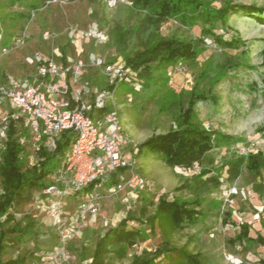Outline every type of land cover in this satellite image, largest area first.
I'll use <instances>...</instances> for the list:
<instances>
[{
  "label": "rangeland",
  "instance_id": "1",
  "mask_svg": "<svg viewBox=\"0 0 264 264\" xmlns=\"http://www.w3.org/2000/svg\"><path fill=\"white\" fill-rule=\"evenodd\" d=\"M207 1L219 8L230 0ZM63 2L36 12L19 33L18 38L22 34L26 35L23 43L16 44L7 53H0V86L5 77L7 84L12 78L23 80L35 75L37 67L29 65L27 59L36 53L46 58L53 57L60 66L65 65L63 57L66 56L67 65L73 69L71 80L81 89V95L84 89L94 92V81L98 82L97 88L100 91L113 83L101 70L110 65L117 52L110 32L121 27L135 34L143 25L144 14L133 11L129 0ZM232 3L264 7V0H232ZM12 9L22 11L23 6L19 4ZM94 28L106 39L86 37V33ZM226 32L227 38H240L243 45L238 50H224L209 37L197 68L185 64L165 70L156 69L148 80L138 81L135 88H132L133 85L122 84L112 93L107 106L111 110L113 107L118 110L124 132L132 140L140 144L154 134L168 132L176 125L181 100L186 99L183 95L194 88L196 73L202 68L206 72L201 89L208 88V79L220 81L214 86L209 101L197 105L199 118L206 127L233 137L228 144H221L212 151L213 167L222 169L223 163L234 156L264 152V24L255 18L236 14L230 17ZM161 33L190 40L200 36L201 28L190 29L178 19H171L162 27ZM217 33H222L220 27ZM136 36L132 35L128 40L131 49L137 41ZM237 62L238 65L235 64ZM224 63L228 67L227 71L220 68ZM86 98L90 100V97ZM1 107L2 112L5 111L4 116L9 113L10 105L7 101H3ZM35 152L36 149L30 143L27 156L29 165L36 161ZM134 152L130 151V161L134 158L137 160V173L151 180L154 183L152 188L129 191L125 200L112 194L110 186L96 188L92 193L96 196L94 204L97 212L89 215L84 223L77 215L83 195L67 196L61 229L65 233L72 231L76 236L69 239L66 245L59 236L58 226L54 225L47 211L40 209L37 200L40 196L30 195L29 200L23 201L17 209L16 216H33L40 227V236L23 244L11 245L6 258L29 250L45 253L42 256L44 260L36 264H91L90 256L98 239L106 232L119 229L125 221V228L140 229L142 232L136 244L126 252L118 253L116 247L109 248L107 264H131L142 251L156 250L164 241V235L159 228L153 231L142 223L153 214L160 198L167 194L173 196L175 189L198 174L202 165L191 170L171 168L156 155L139 156ZM225 170L221 176V185L217 188L207 181L214 173L203 178L206 183L202 184L203 191L199 195L203 199V217L196 225L187 226L177 233L173 239L174 244L181 247L191 243V250L206 257L205 264H262L263 247L245 249L239 244L231 246L229 241L240 231L242 223H250L251 235L254 237L256 233L263 232L264 195L253 190V177L246 171L230 183L226 180ZM121 174L127 176L129 173L125 171ZM116 178L119 180L120 175ZM184 196L192 198L190 193ZM143 209L146 210V216H143ZM228 213L232 217L226 224L224 217ZM83 252L86 256L84 259Z\"/></svg>",
  "mask_w": 264,
  "mask_h": 264
},
{
  "label": "trees",
  "instance_id": "2",
  "mask_svg": "<svg viewBox=\"0 0 264 264\" xmlns=\"http://www.w3.org/2000/svg\"><path fill=\"white\" fill-rule=\"evenodd\" d=\"M53 1L0 0V53L4 49L8 51L16 47L19 33L24 30L25 23L30 21L36 12L44 7L61 4L59 2L64 0H56V3H52ZM78 1L81 0H65L69 3ZM129 1L132 2V10L143 13L144 18L143 25L135 34L132 30L121 27L110 32V37L117 50L110 64H116L123 60L130 72L128 78L123 80L119 86L129 84L135 88L138 81L148 80L156 69L165 70L185 64L191 68H197L200 65L199 57L205 51L209 37L215 45L224 50H238L243 45L240 38L226 37V28L232 15L242 14L264 24V7L233 4L232 0L225 2L219 8L207 0ZM19 4L23 6L22 11L12 9ZM171 19H178L183 26L190 29L200 27V36L190 40L164 36L161 29ZM219 27L222 30L220 34L217 33ZM132 35H137V41L131 49L128 40ZM63 51L66 55V50L63 49ZM66 59L64 56V66H67ZM27 62L29 65L36 66L38 72L41 62L30 63L28 59ZM235 64L238 65V62ZM220 68L222 71L228 70L225 63L220 65ZM205 72L206 70L201 68L196 73L197 81L194 88L183 95L186 99L181 100L182 106L176 125L168 132L154 134L138 145L136 155H156L168 167L191 170L197 165H202V168L198 174L185 180L177 187L173 196L167 194L159 199L153 214L147 216L146 221L142 224L149 226L153 231L159 228L164 235V241L156 250H144L136 255L131 264H205L206 257L202 253H195L191 250V243L180 247L173 241L177 233L186 229L187 226L196 225L203 217V199L199 195L203 191L202 184L206 183L203 181L204 177L214 173L215 175L208 177L207 181L212 182L214 188H217L221 185L224 169H226V180L230 183L235 182L246 171L249 176L253 177V190L259 195H264L263 151L256 154L251 152L243 156H234L223 163L222 169L213 167L212 151L221 144H228L233 140V137L206 127L199 118L197 105L209 101L214 86L220 81V79L215 81L208 79V88L201 89ZM72 73H69L68 81L72 78ZM4 80L0 89L6 85L7 78L5 77ZM116 83H111L101 93L104 91L115 92L119 87H116ZM92 84L99 86L96 81ZM70 91L69 85V98L72 100V106L75 107L76 103L70 95ZM82 105L81 103L80 106ZM98 109L102 115L111 111L107 105ZM12 112L10 106V111L6 115H10ZM4 113L5 111L2 112L0 105V120L6 118ZM85 114L91 116L87 112ZM21 138H26L30 142L22 144ZM31 138L30 129L23 121L10 120L7 139L0 140V264H36L44 260L42 257L45 255L44 252L36 253V251L29 250L24 253L18 252L16 256L9 259L6 258L11 245L23 244L38 239L40 236V227L35 218L29 214L18 218L16 212L23 201L29 200L30 195L40 196L37 198L39 203L46 199L43 192L53 184V177L57 174L64 154L74 140V135L70 131L64 132L55 139L54 145L47 143V138L44 137L39 145V150L35 152V163L29 165L27 156H29ZM117 175L105 180L104 185L114 186L118 181ZM93 190L94 185H91L81 194L72 196L83 195L84 197L92 193ZM189 193L192 198H185L184 195ZM143 212V216H146V210ZM231 217L232 214L228 213L224 217V223L227 224ZM125 224L126 221L119 229L106 232L98 239L90 256L91 264H107L108 250L111 247H116L118 249L116 252L121 253L136 244L142 231L125 228ZM239 227L240 231L229 241L231 246L239 244L245 249H250L253 246L264 248V224H262L263 232L256 233L255 237L251 235L250 223H242ZM84 255L85 252L82 253V256ZM261 262L264 264V259Z\"/></svg>",
  "mask_w": 264,
  "mask_h": 264
},
{
  "label": "built area",
  "instance_id": "3",
  "mask_svg": "<svg viewBox=\"0 0 264 264\" xmlns=\"http://www.w3.org/2000/svg\"><path fill=\"white\" fill-rule=\"evenodd\" d=\"M54 0L52 3H56ZM63 4L64 2H59ZM21 36L16 44H22ZM89 39L105 40L97 28L86 33ZM7 53V50H3ZM30 63H40L35 81L32 85L25 80L10 79L0 89V105L8 101L13 112L0 120V140L7 139V128L10 120L23 121L31 132V144L36 150L47 138V143L54 145L55 139L64 132L70 131L74 140L64 154L57 174L53 177V184L47 188L43 195L46 199L40 202V209L47 211L54 225L59 228V236L66 245L76 233L61 229L64 223V207L67 196L81 194L86 188L94 185L101 188L104 181L113 175H120L117 183L111 187L110 192L125 200L129 191L152 188L154 183L136 171V160L130 161V151H138V144L132 140L123 129L118 110L113 109L105 115L102 123L94 121L85 114L81 104V96L73 97L76 106H72L69 98L68 75L73 72L70 65H59L53 58H46L36 53L28 59ZM97 65V64H96ZM100 65V63H99ZM82 66V63H80ZM116 87L128 78L125 62L110 64L101 68ZM79 71L76 72L77 75ZM50 79V80H49ZM90 91L87 89L86 93ZM112 93L104 91L98 95L97 107L108 105ZM22 144H27L26 138H21ZM127 171V176L122 172ZM93 191V192H94ZM77 211L78 218L85 222L89 215L97 212L93 193L85 195ZM128 210L131 207L125 204ZM65 250V249H64Z\"/></svg>",
  "mask_w": 264,
  "mask_h": 264
},
{
  "label": "crops",
  "instance_id": "4",
  "mask_svg": "<svg viewBox=\"0 0 264 264\" xmlns=\"http://www.w3.org/2000/svg\"><path fill=\"white\" fill-rule=\"evenodd\" d=\"M35 75L24 78L23 80H25L27 84L32 85L35 81ZM69 85H70V89H71L70 95L72 97H75L77 95L82 96L81 103L83 104V108H84L85 112L89 113L91 115L90 117L94 121H96L98 123H102L106 114L102 115L101 111H99V109L97 108V105H96L97 100H98V95L101 93L102 90L100 91V89L97 88V86H96V89H94V92L90 91L89 93H86L87 89L86 90L84 89L83 95H81V91H80L81 89H79V87L76 86L72 82L71 78L69 80ZM86 97H90V100H87ZM142 143L143 142H141L140 144H142ZM140 144H138V145H140ZM133 154H135V152ZM130 155H131V153H130Z\"/></svg>",
  "mask_w": 264,
  "mask_h": 264
}]
</instances>
